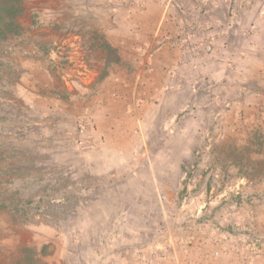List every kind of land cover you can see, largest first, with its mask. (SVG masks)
Listing matches in <instances>:
<instances>
[{"label": "rangeland", "instance_id": "1", "mask_svg": "<svg viewBox=\"0 0 264 264\" xmlns=\"http://www.w3.org/2000/svg\"><path fill=\"white\" fill-rule=\"evenodd\" d=\"M98 1L27 0L25 33L0 41V197L27 211L0 212V264H15L23 247L44 264H197L202 256L243 264L230 255L239 249L259 256L263 125L191 116L213 102L209 87L105 85L115 66L133 84L138 61L106 68L100 18L91 14ZM169 1L194 27L186 41H156L153 51L212 56L216 44L203 43L195 26L209 16L211 30L233 27L234 49L254 35L264 55V0L159 2ZM250 23L259 25L253 33Z\"/></svg>", "mask_w": 264, "mask_h": 264}, {"label": "crops", "instance_id": "2", "mask_svg": "<svg viewBox=\"0 0 264 264\" xmlns=\"http://www.w3.org/2000/svg\"><path fill=\"white\" fill-rule=\"evenodd\" d=\"M113 1L117 0H101L102 6L94 5L92 17L100 18L99 23L96 21L97 27L103 38L113 48L119 50L120 64L129 60L138 62L133 84L117 76L126 75V72L118 73L115 66L110 73L107 72L105 81H108L105 85L116 81L119 87L122 85L128 87L129 84L136 88L209 87L213 102L208 106L196 105L197 111L193 110L191 116L198 118L200 115L212 113L213 118L218 119L220 115H227L231 119L227 122L231 123L233 128H239L242 124H261L264 127V55L261 47L254 45V35L249 36L252 45L248 43L249 45L243 46V49H234L229 35L233 27L227 24L221 33L217 32V28L211 30L213 25L208 19L209 16L207 19L205 17L207 12L201 17L205 19L199 23L197 19L195 26L203 43L212 41L216 44L218 51L214 50L212 56H206L207 54L201 51L199 56L183 53L184 57H181L178 50H172L166 45L153 51L154 45L151 44L156 41L172 40L179 36L184 39L187 36L186 33L194 25H189L185 13L180 10L178 12L177 7L175 8L177 5L171 4V1L167 2V5H162L164 2L160 4V0H155V3L145 8L136 4L112 5ZM249 26L252 33L253 29L259 28V25L254 26L251 23ZM227 29L229 33L225 32ZM197 33L192 35L194 42L198 41ZM221 43L225 45L224 48ZM124 45L128 47L125 48ZM170 70L172 76L168 74ZM153 80H156V84L152 82ZM239 250L242 252L232 250L230 255L235 259L244 258L243 264H263L261 259H264V249L257 257H254L249 249ZM205 260L207 259L202 256L197 264H208ZM195 262V259L189 258L184 264ZM232 264L241 263L235 260Z\"/></svg>", "mask_w": 264, "mask_h": 264}, {"label": "trees", "instance_id": "3", "mask_svg": "<svg viewBox=\"0 0 264 264\" xmlns=\"http://www.w3.org/2000/svg\"><path fill=\"white\" fill-rule=\"evenodd\" d=\"M27 0H0V41H8L11 38L20 37L25 33V28L21 25L20 19L26 13L25 3ZM103 48L107 51L108 57L105 60L106 68L112 64H120L117 49L113 48L103 37ZM114 56V57H112ZM107 76L105 71L101 77ZM3 196V195H1ZM8 198V196L0 197V212L7 211L14 216H25L27 211L22 201ZM21 222H24L23 219ZM47 247L42 248V254L45 253ZM15 264H44L41 259V253L35 248L23 247L19 251L18 260Z\"/></svg>", "mask_w": 264, "mask_h": 264}, {"label": "built area", "instance_id": "4", "mask_svg": "<svg viewBox=\"0 0 264 264\" xmlns=\"http://www.w3.org/2000/svg\"><path fill=\"white\" fill-rule=\"evenodd\" d=\"M178 43H179L178 41H174V42H173L174 45H177Z\"/></svg>", "mask_w": 264, "mask_h": 264}]
</instances>
